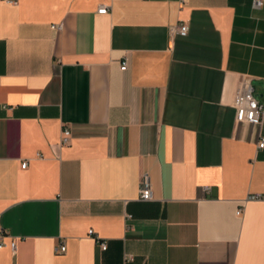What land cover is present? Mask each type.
<instances>
[{"label": "crops", "instance_id": "crops-1", "mask_svg": "<svg viewBox=\"0 0 264 264\" xmlns=\"http://www.w3.org/2000/svg\"><path fill=\"white\" fill-rule=\"evenodd\" d=\"M244 80L264 105V2L1 1L0 264H264Z\"/></svg>", "mask_w": 264, "mask_h": 264}, {"label": "built area", "instance_id": "built-area-1", "mask_svg": "<svg viewBox=\"0 0 264 264\" xmlns=\"http://www.w3.org/2000/svg\"><path fill=\"white\" fill-rule=\"evenodd\" d=\"M12 4H17V0H0ZM264 0H253L254 7L261 8ZM109 6L102 5L99 9L100 13H108ZM175 31L181 35H187L189 32V26L185 23L180 24L175 28ZM128 67V61L125 60L122 64V69L126 70ZM234 108L236 109V118L238 121H250L252 123H261L264 116V105L256 98L253 88L247 80H244L237 90L233 103ZM72 132L69 128L64 127L62 133V144L68 145L71 141ZM260 147H264V141H261L259 144ZM27 166V162L23 163V167ZM153 191L150 185V182L146 175L142 177L141 188H140V199L144 201H149L153 199ZM259 197V195L254 196ZM89 234L94 237V239L100 243V246L103 250L107 249V241L102 240L98 235H95L93 230L89 231ZM16 246L15 244L13 245ZM66 247L63 245L57 249L58 252H65ZM134 261L133 256H126L125 263L132 264Z\"/></svg>", "mask_w": 264, "mask_h": 264}]
</instances>
